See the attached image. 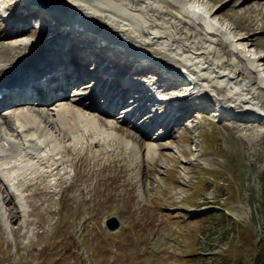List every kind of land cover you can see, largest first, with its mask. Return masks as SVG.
<instances>
[{"label": "rangeland", "instance_id": "374dc122", "mask_svg": "<svg viewBox=\"0 0 264 264\" xmlns=\"http://www.w3.org/2000/svg\"><path fill=\"white\" fill-rule=\"evenodd\" d=\"M16 1L19 0H14V4ZM174 1L187 10V0ZM205 1L209 7H224L221 12L225 11L228 16L221 15V21L231 27L235 35L260 30L258 26L254 30L251 28L249 16L259 19L262 16L250 10L251 4L243 6L244 0ZM10 2L12 0L0 1V6L5 3L9 6ZM111 2L118 7V0ZM199 5L196 4L200 9ZM57 6L52 9L57 16L67 9L70 13H79L62 4ZM193 6L191 9L188 7L191 13ZM145 12L139 15L147 19V10ZM81 18L86 23L91 24L95 20L97 26L100 24L89 15ZM260 23L264 24V18ZM116 34V42L111 40L114 44L105 39L102 41L109 42L115 47L111 48L114 51L133 48V52H129L131 56L137 53L145 63H156L149 70L153 77L163 74L185 86L193 82L192 88H188L193 92L192 96L207 95L209 103L182 108V114L176 116L177 123L172 128L155 126V130L146 137V143L134 134L138 132L133 128L135 123L131 122L133 117L130 116V122H120L124 127L122 131L131 133L130 136L110 130L113 137L109 140L112 139L114 145L108 144L112 150H106L108 153L100 156L96 152L98 146L94 144L100 140L95 136L101 135H87L85 160L79 159L80 153L70 154L78 161L64 169L67 173L63 187L55 189L54 184L53 188L43 187L42 190L32 186L25 191L24 198L14 197L21 213L17 222L10 220L9 207L3 203V194L0 193V264H264V120L242 121L226 114L220 117L221 108L226 112L229 109L220 105L219 100L225 96L210 82L198 80L195 83L196 74L188 71L180 61L159 54L149 46H136L124 35ZM16 35L19 33L7 35L0 41L7 44ZM45 35L42 38L39 34L37 36L42 40ZM256 36L258 40L246 46V51L238 50L231 54L237 67L246 70L241 57L248 53L244 55V62L254 69L251 81L264 75V58L262 61L248 58L249 54L251 57H264V32H257ZM209 37L216 41L219 35L210 34ZM176 47L186 50L183 46ZM215 47V56L221 60L222 46L212 42L210 50ZM88 53L101 55L95 50H88ZM160 65L168 68V72L162 70L165 69L163 67L160 69ZM145 76L137 75L139 78ZM261 82L264 85V80ZM255 84L254 81V87ZM154 91L158 94L159 89ZM263 102L258 103L262 113ZM10 105L14 103L1 110ZM235 111L242 110L232 108L228 113ZM53 112L55 115L56 110ZM92 112L97 114L92 120L98 123L97 117L101 115L96 109ZM117 113L120 115L115 113L110 120H120L123 112ZM188 115L192 117L188 118ZM36 116L40 118L39 114ZM1 121V130L7 134L13 132L10 137L16 143L6 148L0 146V165H6L5 160H11L7 164L18 160L15 156H26L25 160L35 161L31 156L40 149L29 146L32 144L27 139L29 136L34 135L42 144L40 138L52 133L57 149L70 143L56 135L43 121V133L22 131L20 135L7 129ZM139 122L136 124L140 125ZM70 155L66 157L71 158ZM1 170L6 172L3 168ZM49 179L54 183L57 177L51 173ZM5 194L12 197L7 192ZM110 214L120 219V225L115 229L105 226V218Z\"/></svg>", "mask_w": 264, "mask_h": 264}, {"label": "bare ground", "instance_id": "6f19581e", "mask_svg": "<svg viewBox=\"0 0 264 264\" xmlns=\"http://www.w3.org/2000/svg\"><path fill=\"white\" fill-rule=\"evenodd\" d=\"M13 1L10 2L9 6L6 5L13 18L3 17L0 19L1 39L7 35L19 33V35L10 38L9 43L6 42L7 44L0 41L1 123H4L7 129L15 130L16 135H20L22 131L27 133L33 131L35 134L37 131L43 133L41 124L34 122L21 124L15 121L18 116H27L29 114L28 108H21L18 112H15L14 108L18 106L17 104L1 110L2 107L15 101L37 100L40 102L38 114L45 123L44 125L52 127L56 135L70 143L61 149H57L56 144L53 143L52 133H47L50 136L44 134L46 137L40 138V140H43L42 144L33 137L34 135L29 136L27 139L32 142L29 146L40 149L38 153L31 156L35 158V161L25 160L26 156H21L23 158L15 156L18 160L14 159L13 161L12 159L11 164H7L11 161L10 159L4 161L6 165L1 163L0 193L3 194V203L6 207H9L7 209L11 213L9 214L11 221L17 222L18 219L20 220L21 213L17 208L18 200L16 202L14 199L16 195L8 187L5 180L8 181L9 178H13L14 182L24 191L32 186L40 187L42 190L43 187L53 188L54 184H56L55 189L63 187L66 181L64 176L67 173V170L64 169L78 161L77 157L71 155L80 153L78 155L79 159L85 160L88 153L86 152L87 135L93 137L97 134L94 129L97 122L95 123L92 120L97 114H93V109H96L98 114L101 115L97 117V124L109 130L105 134L103 129L104 132L100 134V137L95 136L100 138L94 144L96 147L98 146V149H95L98 156H100L107 154L108 151L106 150H112L109 149L108 144L114 145L113 140H109L110 137H113L110 130L116 132L124 130L120 122H130L129 117L133 114L136 115V121H140V125L136 124V121L132 122L135 123L133 128L138 132L134 134L146 143V137L153 132L155 126H171L172 128L177 123L176 116L182 114V108H195L209 103L210 97L207 98V95L204 96L206 99L196 96L195 98L199 100H193V92L187 89L184 94L173 98V100H176L173 107H179L178 110L170 111V108L166 110L162 96L153 93L147 85H155L158 89L162 88L161 90L175 92L181 86L190 88L193 82L186 83L185 86L184 83L172 81L170 77L166 78L163 74L157 78L151 77L149 70L154 68L156 63L149 62L151 65L144 66L138 63L137 59L140 58H130L126 54L123 55V53L120 55V52L117 53L122 61H117L114 56L112 57L108 53L111 48L115 49V47L110 46V44H114V42L111 43V40L116 42L117 34L115 35V33L124 35L129 42L136 46H149L159 54L180 61L188 68V71H193L196 74V77H194L195 83L198 80L208 81L214 89L224 94L225 97L219 100V103L221 106H225L226 110L229 109L228 112L232 111V108L242 110L229 114L220 106L221 109L218 114L220 117L226 114L234 115L242 121L264 120V113H262L260 110L262 108L258 104L264 101V96H262V94L264 95V85L261 82L264 80V75L262 74V77H256L251 81L253 78L251 73H254V69L246 61L244 62V55H248V53L245 52L246 54L241 57L246 70L238 68L231 56L238 50L246 51V46L249 47V45L256 43L254 41L258 40L257 32H264V24L260 23V19L264 18V0H244L242 2L243 6L244 4H251L250 10L258 16H262L260 19L249 16L251 28L253 29L256 26L261 28L251 34L238 36L234 34L231 27L222 23L221 15L223 17L228 16L225 11L221 12L223 6L209 7L210 4L205 0H187L189 3L187 10H184L174 0H118V7L114 6L111 0H40L42 3L38 0L16 1L21 7L19 5L18 7L16 3L14 4ZM182 1L187 2L186 0ZM57 4H62L64 7L79 13L76 15L68 12V9L67 11L64 10V8L63 13L57 16L52 10L58 7ZM196 4L201 5H199L201 11L196 9ZM192 5H194V10L191 13L188 7L190 6L191 9ZM146 10L148 15L147 19H144L145 17L143 18L142 14H139L142 11L145 14ZM74 15H76L75 18ZM88 15L100 24L97 26L94 19L91 24L84 22L81 17ZM190 15L192 20L189 18ZM37 18L40 20V25L35 23ZM166 18L169 20L166 21ZM161 19H164V21H160ZM202 19H205V21ZM206 20L211 23H207ZM202 23H207V26L212 29L207 31ZM77 24L82 27L80 32L75 31L74 25ZM200 25L202 28H199ZM35 26H38L39 29L36 30ZM228 33H230L231 38L228 37ZM38 34L41 38L45 35L44 39L40 40ZM208 34L219 35V37L215 41ZM26 36H35V38L24 39ZM98 38L105 39L104 41L109 40L110 44L101 40L99 45L100 39ZM52 40H54V44ZM212 42L216 43L217 46H222L223 55L221 53V60H218V56H215L217 47L210 50ZM49 45H52V47ZM125 46H128V44ZM176 46H183L186 48L185 52ZM28 50L31 52L29 53ZM88 50H95L100 52L101 55L98 57L90 54ZM248 58L262 61L264 57L260 55L251 57L249 54ZM105 59L108 61L103 65ZM128 72L133 79L137 75L146 76L145 78L138 77V79L132 81L125 76L130 80L125 81L124 75ZM5 75L6 78L2 82ZM42 76H45V78L41 79ZM254 81L256 83L255 87ZM261 89L262 91L259 93ZM70 94L72 95L69 96ZM98 95H101L98 102L105 100L102 107L97 104ZM131 98L132 100L128 101ZM51 99L54 100L52 102L61 103L58 107L55 105L57 107L55 115L54 112L49 110V108H53L47 105ZM30 102L27 101L25 104L30 105ZM68 104H70L69 106L72 105L70 111ZM85 109L86 111H83ZM3 110L7 111L4 112ZM65 110L67 114H65ZM121 110L125 112H123L120 120H110L111 116H115L114 113ZM164 114L169 116L166 122H164ZM190 117L192 116L188 115V118ZM92 129L94 131H90ZM122 132L126 136L131 134L125 131ZM12 133L7 134L0 128V145L2 147L15 145L16 141L10 137ZM43 150L45 152H41ZM66 155H70L71 158L66 157ZM14 166L21 167V169L15 170L11 174L9 169L13 170ZM2 168L10 173L2 171ZM51 173L57 177L54 183L49 179ZM27 179H30L29 182H26ZM5 191L11 194L12 197L5 194Z\"/></svg>", "mask_w": 264, "mask_h": 264}, {"label": "water", "instance_id": "95a60500", "mask_svg": "<svg viewBox=\"0 0 264 264\" xmlns=\"http://www.w3.org/2000/svg\"><path fill=\"white\" fill-rule=\"evenodd\" d=\"M105 225L109 229H115L120 225V219L115 214H110L105 218Z\"/></svg>", "mask_w": 264, "mask_h": 264}]
</instances>
